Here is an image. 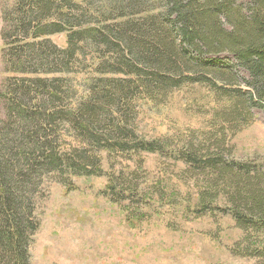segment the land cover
<instances>
[{
    "label": "trees",
    "instance_id": "1",
    "mask_svg": "<svg viewBox=\"0 0 264 264\" xmlns=\"http://www.w3.org/2000/svg\"><path fill=\"white\" fill-rule=\"evenodd\" d=\"M5 22L0 264H31L38 189L56 171L92 174L99 157L89 147L130 156L173 153L203 180L199 208L222 204L239 228L264 235V169L236 160L230 143L253 121L254 109L264 110V0H15ZM85 23L96 26L83 30ZM85 31L113 61L99 64L105 77L88 102L67 111L64 74L75 56L72 39ZM59 34H67L65 50L49 39ZM184 88L213 94L214 128L192 132L183 143L140 138L130 119L136 101L164 104ZM60 119L81 140L70 155L58 151ZM139 189L136 173L120 180L110 175L113 198ZM252 246L249 255L264 264V238Z\"/></svg>",
    "mask_w": 264,
    "mask_h": 264
},
{
    "label": "rangeland",
    "instance_id": "2",
    "mask_svg": "<svg viewBox=\"0 0 264 264\" xmlns=\"http://www.w3.org/2000/svg\"><path fill=\"white\" fill-rule=\"evenodd\" d=\"M14 1L0 0V90L9 77L2 61V32ZM95 26L85 23L83 30ZM82 33L86 34L72 39L75 56L64 74L63 105L67 111L88 102L94 83L105 77L97 70L99 64L113 61L104 46H97L86 31ZM49 39L60 50L68 47L67 34ZM217 107L208 90L196 93L184 88L164 104L138 99L130 119L140 138L183 143L192 132L199 135L214 128ZM253 116L249 126L231 137L230 143L236 160L264 169V110L254 109ZM4 118L0 103V121ZM56 125L58 151L70 155L81 140L69 120H57ZM96 149L88 148L99 157L92 174L83 170L74 175L65 169L69 173L56 171L45 176L38 189L40 226L29 249L31 264L261 263L249 254L255 240L261 242L264 235L239 228L222 204H214L219 209L199 208L203 180L197 171L189 172L173 153L130 156L111 148ZM132 173L140 186L135 196L123 199L122 195L113 198L111 192L108 194L110 175L120 180L121 176L131 178Z\"/></svg>",
    "mask_w": 264,
    "mask_h": 264
}]
</instances>
